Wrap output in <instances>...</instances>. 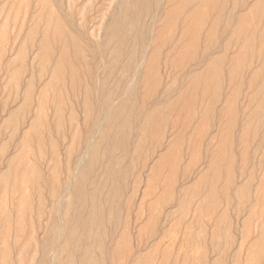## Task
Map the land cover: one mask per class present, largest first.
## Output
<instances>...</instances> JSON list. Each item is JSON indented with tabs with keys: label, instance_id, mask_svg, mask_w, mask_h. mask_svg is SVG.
Returning a JSON list of instances; mask_svg holds the SVG:
<instances>
[{
	"label": "rangeland",
	"instance_id": "obj_1",
	"mask_svg": "<svg viewBox=\"0 0 264 264\" xmlns=\"http://www.w3.org/2000/svg\"><path fill=\"white\" fill-rule=\"evenodd\" d=\"M117 3L0 0V264H79L66 221L102 132L105 264H264V0H161L108 76Z\"/></svg>",
	"mask_w": 264,
	"mask_h": 264
},
{
	"label": "bare ground",
	"instance_id": "obj_2",
	"mask_svg": "<svg viewBox=\"0 0 264 264\" xmlns=\"http://www.w3.org/2000/svg\"><path fill=\"white\" fill-rule=\"evenodd\" d=\"M54 1H58V0H54ZM161 0H118L119 4V13L120 14H116L113 13L111 14V16L109 18H111L110 22H106L107 24L105 25V31L107 32V43H111V46L108 48L109 49V57L111 58V62L108 64V76L111 75L110 70L113 69V66L115 65V63H117V61L120 59L121 54L123 52V48L124 45L126 44L128 38H131V41L134 42L135 44H137L138 46H140L142 44V39H143V35L141 30H144L146 26L142 21V19L145 17H149L151 16L156 10L157 8L159 9V6L161 7L162 4L160 5ZM164 3V1H163ZM204 3V2H203ZM219 6H221V4H219ZM118 7V6H117ZM169 7V6H167ZM222 7V6H221ZM160 11V9L158 10ZM113 12V11H112ZM258 12V11H257ZM160 13V12H158ZM163 14V13H162ZM167 14V13H166ZM261 14V13H260ZM100 15V12H99ZM106 15V14H105ZM155 16V15H154ZM158 16V15H156ZM164 16V15H163ZM256 16V15H255ZM101 17V16H100ZM257 17V16H256ZM69 18V16H68ZM261 18V17H260ZM173 19V16H172ZM256 19V18H255ZM68 20V19H67ZM149 20V19H148ZM156 20V18H155ZM170 20V19H169ZM64 21V20H63ZM70 21V20H69ZM147 21V20H146ZM72 22V21H71ZM177 22V21H175ZM185 23H187L185 21ZM189 23V22H188ZM154 24V23H153ZM170 24V23H169ZM192 26V25H191ZM195 26V25H194ZM186 28V26H184ZM183 27V28H184ZM246 27V25H245ZM218 28V27H217ZM81 29V28H80ZM138 29L140 31H138ZM197 29V28H194ZM167 30V29H166ZM176 31V30H175ZM150 32V30H149ZM46 34V33H45ZM153 34V33H152ZM42 35V33H41ZM151 35V33L149 34ZM165 35V34H164ZM45 36V35H44ZM145 36V34H144ZM46 37V36H45ZM84 37V36H83ZM219 37V36H218ZM85 38V37H84ZM153 38V37H152ZM171 39V38H170ZM220 42V41H219ZM103 43V42H102ZM101 43V45H102ZM186 44V43H185ZM214 44V43H213ZM215 46V45H214ZM217 46V45H216ZM103 47V46H101ZM126 47V46H125ZM149 47V46H148ZM147 47V48H148ZM186 47V46H185ZM128 48V47H127ZM146 48V49H147ZM184 48V47H183ZM79 50V49H78ZM95 50V49H94ZM107 50V49H106ZM108 51V50H107ZM126 51V50H125ZM79 52V51H78ZM101 52V51H100ZM146 52V51H145ZM81 53V51H80ZM128 53V52H127ZM138 53V52H137ZM178 53V52H177ZM100 54V53H99ZM133 54V53H132ZM145 55V54H144ZM180 55V54H179ZM127 56V55H126ZM130 56V55H129ZM145 59V57H142ZM127 59V58H126ZM185 59V58H184ZM84 60V57H83ZM102 60V59H101ZM124 60V59H123ZM143 60V59H142ZM141 60V61H142ZM222 60V59H221ZM103 61V60H102ZM144 61V60H143ZM81 62V61H80ZM104 62V61H103ZM195 62V60H194ZM143 63V62H140ZM104 64V63H103ZM196 64V62H195ZM32 65V64H31ZM138 67V66H137ZM141 67V65H140ZM93 68V67H92ZM53 69V68H52ZM139 69V67H138ZM137 69V70H138ZM74 71V69H72ZM97 70V69H96ZM188 70V69H187ZM128 71V70H126ZM140 71V70H139ZM192 71V70H191ZM55 72V71H54ZM117 72V71H116ZM135 72H137L135 70ZM180 72V71H179ZM194 72V71H193ZM98 73V72H97ZM139 73V72H138ZM115 74V73H114ZM174 74V73H173ZM192 74V73H191ZM135 75V73H134ZM176 75V74H175ZM195 75V74H194ZM105 76V75H104ZM114 76V75H113ZM140 76V75H139ZM183 76V75H182ZM137 77V76H136ZM177 77V75H176ZM116 78V77H115ZM138 78V77H137ZM134 78H132L133 81ZM186 80V79H185ZM188 80V79H187ZM120 81H122L120 79ZM135 81V80H134ZM133 81V82H134ZM110 82V81H109ZM132 82V83H133ZM56 83V82H55ZM186 83V82H185ZM131 84V83H130ZM128 85L129 87H127V89H125V94L128 95V101H132L131 99H133V91L131 89V85ZM177 84V83H176ZM188 84V83H186ZM54 85V84H53ZM52 85V86H53ZM98 85V83H97ZM118 85V84H117ZM55 86V85H54ZM108 86V85H107ZM193 86V85H192ZM98 87V86H97ZM104 87V86H103ZM102 87V88H103ZM111 87V85H110ZM113 87V86H112ZM179 87V86H178ZM56 88V87H55ZM121 88V86H120ZM104 89V88H103ZM179 89V88H178ZM196 89V88H195ZM175 90V89H174ZM138 92V91H137ZM97 93V92H96ZM175 93V92H174ZM177 93V92H176ZM124 94V95H125ZM137 94V93H136ZM111 95V93L108 94V97L104 100V104L107 103V100L109 99V96ZM123 95V96H124ZM130 95V96H129ZM174 96V95H173ZM172 96V97H173ZM176 96V95H175ZM171 97V98H172ZM97 98V97H96ZM98 99V98H97ZM122 99V98H121ZM163 100V99H162ZM99 101V100H98ZM127 102H124L122 104L119 105V107L117 108V110L120 112H118L115 116H110L107 118V126L110 124L112 125L113 123V119L116 118V116L120 115V123L116 124V130L118 133L122 134V136H120V140H119V145H122V143L126 142V136H125V130L126 128L131 126V122H133V115L131 114V111L127 108ZM158 101V100H157ZM101 104V103H99ZM118 104V103H117ZM140 104V103H139ZM115 105V103H114ZM112 106V104L110 105ZM139 106V105H138ZM72 107V106H71ZM100 108V107H99ZM112 108V107H111ZM102 109V107H101ZM109 110V109H108ZM142 110V109H141ZM147 110V109H146ZM160 110V109H159ZM167 110V109H166ZM169 110V109H168ZM110 111V110H109ZM144 111V110H142ZM146 112V111H145ZM100 113V112H99ZM85 114V113H84ZM101 114V113H100ZM108 114V113H107ZM142 115V114H141ZM101 117V116H100ZM105 119V118H104ZM99 124V123H98ZM105 124V123H104ZM114 125V124H113ZM138 127V126H137ZM100 128V127H99ZM95 131V130H94ZM99 132V130H96ZM106 132H102L100 138L97 141V144L95 146H89L87 147V153H88V159L87 160H80V171L79 174L77 176V182L75 184V188L73 190V202H78L79 206V211L78 213H74L73 217H71L70 219H68L66 221L67 223V227H68V233L66 234L65 237V241L68 244V246H70V248H72L71 251H74L75 253L79 254L78 258H79V264H105L104 263V257L107 258V253L106 251L104 252L101 248H102V236H103V226H104V215L102 213V199L100 198V196L98 195V189L97 188H92V189H88L87 183L90 181L89 185H93L95 183L92 182L91 183V171L94 168V165L97 164L100 159L102 154L99 152V146L102 145V143H104L106 141ZM135 133H136V129H135ZM95 134V133H94ZM129 134V133H128ZM108 136V135H107ZM111 137V136H110ZM143 137V136H142ZM145 137V136H144ZM91 141V139H90ZM161 141V140H160ZM88 142V141H87ZM92 143V142H91ZM140 143V142H139ZM42 144V143H41ZM89 144V143H88ZM87 144V145H88ZM141 144V143H140ZM114 146V145H113ZM118 147V146H117ZM112 149V148H111ZM113 150V149H112ZM118 150V149H117ZM132 151V149H131ZM71 153V152H70ZM84 153V152H83ZM86 155V154H85ZM84 155V156H85ZM108 157V165H106V167L108 168V170H110L112 164H111V158L113 157L112 155V151L108 152L107 154H105ZM83 156V155H82ZM83 156V157H84ZM118 156V155H117ZM86 157V156H85ZM79 162V161H78ZM104 163V161H103ZM78 164V165H79ZM122 166V165H120ZM78 167V166H77ZM76 167V168H77ZM113 167V166H112ZM96 168V167H95ZM98 168V167H97ZM104 168V167H103ZM125 168V167H124ZM133 169V168H132ZM131 170V169H130ZM76 173V171H75ZM124 171L122 169H118L116 171H114L111 175L113 178L117 179L123 176ZM107 175V174H106ZM91 178V179H90ZM140 179V178H139ZM70 180V179H69ZM88 180V181H87ZM87 181V182H86ZM69 183V182H68ZM114 185V184H113ZM70 186V185H69ZM34 187V186H33ZM32 187V188H33ZM37 189V188H36ZM35 189V190H36ZM65 189V188H64ZM116 189L119 190V186L116 187ZM38 190V189H37ZM62 190V188H61ZM51 192V191H50ZM53 192V191H52ZM118 192V191H117ZM120 192V191H119ZM56 193V191H55ZM57 194V193H56ZM61 194V193H59ZM67 194V193H66ZM124 194V193H123ZM122 194V195H123ZM39 195V194H38ZM51 198V197H50ZM60 201L62 202L61 197L59 198ZM125 201V200H124ZM108 202V201H106ZM60 207H61V203ZM107 204V203H105ZM59 206V205H58ZM32 207V206H31ZM58 208V207H56ZM107 208V207H106ZM118 208V207H116ZM61 209V208H58ZM60 211V210H59ZM75 211V210H74ZM106 211V210H105ZM110 212V211H109ZM59 213V212H58ZM57 213V214H58ZM60 214V213H59ZM58 214V215H59ZM84 214L83 217H81ZM60 216V215H59ZM60 218V217H59ZM58 218V219H59ZM64 219V218H63ZM61 220V219H59ZM63 221V220H61ZM60 224V223H59ZM63 224V223H62ZM116 225V224H115ZM62 226V225H61ZM64 226V224H63ZM63 229V228H62ZM60 230V229H59ZM62 231V230H61ZM109 232V231H108ZM62 234L64 232H61ZM61 234V235H62ZM107 234V233H106ZM108 235V234H107ZM45 236V235H44ZM60 237V236H59ZM62 237V236H61ZM60 237V238H61ZM109 238V236H106ZM44 238V237H43ZM45 239V238H44ZM48 240H50L49 238H47ZM106 239V238H104ZM56 238H52L50 243L51 247H54L53 249H57V247H55L56 242H55ZM62 240V239H61ZM113 240V239H111ZM47 241V240H44ZM108 242V241H107ZM49 245V244H48ZM54 245V246H53ZM60 246V245H58ZM106 248V247H105ZM36 250V249H35ZM59 250V249H57ZM67 250V249H66ZM109 252V250H107ZM41 252V251H40ZM58 252V251H57ZM39 253V252H38ZM72 253V252H71ZM100 254L99 258H98V254ZM74 254V253H73ZM109 254V253H108ZM76 255V254H75ZM60 257V256H59ZM101 257V258H100ZM54 259V257H52ZM104 258V259H103ZM101 259V260H100ZM77 260V259H76ZM57 261V259H56ZM73 261V260H72ZM49 262V261H48ZM55 262V259H54ZM53 263V261H52ZM78 264V263H77Z\"/></svg>",
	"mask_w": 264,
	"mask_h": 264
}]
</instances>
